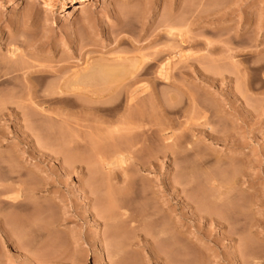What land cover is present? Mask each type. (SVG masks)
I'll use <instances>...</instances> for the list:
<instances>
[{"label": "rangeland", "instance_id": "374dc122", "mask_svg": "<svg viewBox=\"0 0 264 264\" xmlns=\"http://www.w3.org/2000/svg\"><path fill=\"white\" fill-rule=\"evenodd\" d=\"M7 1L0 264H264V0Z\"/></svg>", "mask_w": 264, "mask_h": 264}, {"label": "bare ground", "instance_id": "6f19581e", "mask_svg": "<svg viewBox=\"0 0 264 264\" xmlns=\"http://www.w3.org/2000/svg\"><path fill=\"white\" fill-rule=\"evenodd\" d=\"M16 1H17V0H8V1H7V4H13V3H15ZM70 1H73V0H67V2H70ZM44 2H45L44 5H46V6L48 7V9H50V10L54 9V7H55L54 2H52V3H50V4H49L48 2H46V1H44ZM75 7H76V6H73L72 12H76V11L78 10V9H76ZM121 26H125V21H124V23L122 22ZM156 51H157V50H156ZM174 58L180 59L181 57H180V55L177 53V54H175V57H174ZM121 62H122V61H121ZM121 62H120V63H121ZM118 64H119V63H118ZM118 64H114V65H116L117 68H118ZM124 64H125V63H123V65H124ZM126 64H127V63H126ZM132 64H133V63H132ZM123 65H122V66H123ZM101 66H103V65H101ZM101 66L97 65L96 67H98V68H94V69H93V72H91L92 69H91V71H89V69H85V68H84V69H85V72H84V73L82 72V74H81V73L77 74V73H78V72H77V73H76L77 75H76V74L74 75V78L72 79V81H71L69 84H71V87H72V88H75V87H78V86L82 87L81 85H83V83H85L86 81L88 82V80H91V79L93 80L94 78L96 79L97 77H99V78L103 77V76L106 75V74H104V75H102V76L100 77V75L102 74L101 72L103 71V68H102ZM125 66H126V65H125ZM125 66H124V67H125ZM133 66H134V65H133ZM91 67H92V66H90V68H91ZM113 67H115V66H113ZM129 67H130V66H129ZM134 67H135V66H134ZM138 67H139V66H138ZM88 68H89V67H88ZM122 68H123V67H122ZM122 68L119 66V69H121L122 71H123V70L125 71V69H124V68L122 69ZM125 68H128V67L126 66ZM131 68H132V67H131ZM84 69H83V70H84ZM107 69H108V67H107ZM112 69H113V68H112ZM119 69H115V70H113V71H114V72H115V71L117 72ZM128 69H129V68H128ZM132 69H133V68H132ZM136 69H137V67H136ZM87 70H88V71H87ZM86 71H87V72H86ZM108 71H109V73H110L112 70L109 68V69L107 70V72H108ZM119 71H120V70H119ZM104 73H105V69H104ZM97 74H98V75L100 74V75L98 76ZM107 75H108V74H107ZM112 75H113V74H112ZM167 75H168V74H165L163 71H160V72L158 73V76H159L160 79H161V78H162V79H163V78H166ZM158 76H157V77H158ZM111 77H112V76H111ZM104 78H105V77H104ZM104 78H103V79H104ZM107 78H108V77H107ZM101 79H102V78H101ZM92 80H91V81H92ZM105 80H106V79H105ZM107 80H108V79H107ZM93 81H94V80H93ZM94 82H95V81H94ZM96 82H97V80H96ZM98 82H100V80H99ZM102 82H103V81H102ZM111 82H112V81H111ZM103 83H104V82H103ZM105 83H106V81H105ZM105 83H104V84H105ZM113 83H114V82H113ZM85 85H86V83H85ZM68 87H69V85H68ZM107 87H108V86H107ZM129 88H130V87H129ZM59 89H60V87H59ZM67 89H68V88H67ZM71 90H72V89H70V87H69V91H71ZM108 90H109V89H108ZM128 90L131 91V90L128 89V88H126L125 91L128 92ZM36 91H37V90H36ZM60 91H61V90H60ZM72 91H74V89H73ZM72 91H71V92H72ZM75 91H76V90H75ZM67 92H68V91H67ZM132 92H133V91H132ZM134 92H135V91H134ZM62 93H64V92H62ZM88 107H89V106H88ZM84 108H85V107H84ZM93 110H95V109H93ZM90 111H92V110H90ZM84 112H85V111H84ZM133 112H134V111H133ZM140 112H141V111H140ZM87 113H88V112H87ZM92 113H93V112H92ZM129 113H130V112H129ZM138 113H139V111H138ZM88 114H89V113H88ZM127 114H128V113H127ZM131 114H132V112H131ZM135 114H136V113H135ZM142 114H144L143 111H142ZM139 115H140V114H139ZM125 116H126V115H125ZM125 116L122 117V118L117 119V121H115V122L117 123V126L120 125V124L122 125V127H124V126H128L127 128H123V129H125V131H126V129H127L126 132L129 133V134H128V137H129V136H131L130 134L133 133V132H132V133L129 132V131H131V128H132V131H134V129H135V130H137V129H136V127L134 128L135 125H134L133 127H130V126L132 125L131 123L133 122V121H130V118L133 119V117H131L132 115H131L130 117H129V116H126V117H125ZM141 116H142V115H141ZM143 116H144V115H143ZM135 117H136V115H135ZM144 117H145V116H144ZM137 118L139 119V117H137ZM141 118H142V117H141ZM145 118H146V117H145ZM135 119H136V118H135ZM141 120H143V118H142ZM141 120H136V121L138 122V121H141ZM107 122H108V121H107ZM107 122H106V123H107ZM115 122H113V123H115ZM130 122H131V123H130ZM145 122H146V121H145ZM145 122H144V123H145ZM101 123H102V122H101ZM101 123H100V124H101ZM102 124H103V123H102ZM135 124H136V123H135ZM139 124H140V122H139ZM129 125H130V126H129ZM145 125H146V124H145ZM101 126H102V125H100V127H101ZM140 126H141V125H140ZM110 127H111V126H110ZM120 127H121V126H120ZM146 127H147V126H146ZM94 128H95V126H94ZM111 128H112V130H114L113 127H111ZM142 128H143V127H142ZM107 129H109V128L107 127ZM107 129H106V130H107ZM123 129H122V130H123ZM139 129H140V127H139ZM92 130H93V128H92ZM103 130H104V128H103ZM106 130H105V131H106ZM116 130H117V129H116ZM122 130H120V131H122ZM118 131H119V130H118ZM125 131H124V132H125ZM137 131H138V130H137ZM99 132H102V133H103V131H99ZM111 132H112V131H111ZM114 132H116V131H114ZM134 132H135V131H134ZM148 132H149V131H148ZM106 133L108 134L109 132H106ZM118 133H119V132H118ZM140 133H142V131L139 132V134H138V133H136V134L140 135ZM94 134H95V133H94ZM104 134H105V133H104ZM111 134H112V133H111ZM111 134H109V135L112 136ZM113 134H114V133H113ZM124 134H125V133H124ZM136 134H135V135H136ZM152 134H153V133H152ZM157 134H158V133H157ZM90 135H92V133H91ZM98 135H99V134H98ZM145 135H147V134H145V133H142V134H141L142 137L145 136ZM99 136L102 137V135H99ZM114 136H116V135H114ZM125 136H127V135H125ZM125 136H123V138H125ZM141 136H140V137H141ZM121 137H122V136H121ZM121 137H120V138H121ZM128 137H126L127 139H126V138H125V139H126L127 142L129 143V142H130V138L128 139ZM131 137H132V136H131ZM135 137H136V136H135ZM135 137H134V138H135ZM145 137H147V136H145ZM92 138H93V137H92ZM94 138H95V135H94ZM110 138H111V137H110ZM137 138H138V137H137ZM97 139H98V138H97ZM107 139H109V138H107ZM143 139H144V138H143ZM98 140H99V139H98ZM101 140H102V138H101ZM110 140H111V139H110ZM112 140H113V138H112ZM115 140H117V138H116ZM126 140H125L124 142H126ZM128 140H129V141H128ZM131 140H132V138H131ZM133 140H134V139H133ZM161 140H162V139H161ZM99 141H100V140H99ZM102 141H103V140H102ZM102 141H101V142H102ZM107 141H108V140H107ZM138 141H140V140H138ZM138 141H137V142H138ZM141 141H143V140H141ZM112 142H113V141H112ZM119 142H120V141H119ZM119 142L117 141V143H118L119 145H117V144H113V145H112V144H111L112 147H110L111 145L109 146V144H108L109 148H112V150H111V149H107V148H106L107 146L105 145V148L107 149V150H105V152H106L105 155H107V153L109 154L111 151H113V153H112L113 155L120 156V157H122L123 160H127V157H129L130 154H133V153H134L135 150H134L133 148L136 147V145L139 146V145L141 144V143L139 144V143H135V142H133V143H134V144H133L132 141L129 143L130 145L127 144V142H126V143H124V142H123V143H119ZM145 142H146V140H145ZM162 142H163V140L161 141V143H160V142H158V143H160V145H161V144H164V143H162ZM98 143H99V142H98ZM115 143H116V142H115ZM149 143H150V142H149ZM101 144H102V143H101ZM101 144H100V145H101ZM103 144H104V142H103ZM105 144H106V143H105ZM120 144H121V145H120ZM122 144H126L127 147H126V145H122ZM138 144H139V145H138ZM144 144H145V143H144ZM144 144H143V145H144ZM143 145H142V147H143ZM155 145H156V144H155ZM164 145H165V144H164ZM124 146L126 147V149L124 148ZM128 146H129V147H128ZM130 146H131V147H130ZM145 146H146V144L144 145V147H145ZM151 146H152V145H151ZM153 146H154V144H153ZM162 146H163V145H162ZM144 147L141 148L140 152H142V150L144 149ZM72 148H74V147H72ZM98 148H99V147H98ZM103 148H104V147H103ZM128 148H129V149H128ZM147 148H148V147H147ZM147 148H145V150H146ZM151 148H152V147H151ZM158 148H159V146H158ZM160 148H161V147H160ZM83 149H84V148H83ZM100 149H101V148H100ZM123 149H124V150H123ZM130 149H131V150H132V149L134 150V151L132 150L133 153L130 151ZM136 149H139V148H136ZM155 149H156V147H155ZM96 150H98V149H96ZM109 150H111V151H109ZM149 150H150V149H149ZM174 150H175V149H174ZM73 151H74V150H73ZM77 151H78V150H77ZM79 152H80V149H79ZM81 152H82V154H83V151H81ZM89 152H90V151H89ZM146 152H147V151H146ZM75 153H76V151H75ZM75 153H74V154H75ZM84 153H85V150H84ZM90 153H91V152H90ZM96 153H97L96 156H97V158H98L99 163L103 164L102 162H103V160L105 159V157H104V149H103V152H102V151L100 152V150H99V151L96 152ZM126 153H127V154H126ZM142 153H143V152H142ZM85 154H86V153H85ZM83 155H84V154H83ZM109 155H110V154H109ZM109 155H108V156H109ZM75 156H76V155H75ZM78 156H79V155H78ZM81 156H82V155H81ZM81 156H80V157H81ZM88 156H89V155H88ZM126 156H127V157H126ZM141 156H142V155H141ZM82 157H83V156H82ZM84 157H85V156H84ZM131 157H132V156H131ZM76 158H77V157H75L74 159H76ZM78 158H79V157H78ZM106 158H107V157H106ZM110 158H113V157L111 156ZM132 158H133V157H132ZM141 158H142V157H141ZM72 159H73V158H72ZM85 159H86V158H85ZM89 159H90V158H89ZM89 159H88V160H89ZM139 159H140V158H139ZM76 160H77V159H76ZM80 160L83 162L82 159H80ZM135 160H136V159H135ZM140 160H141V159H140ZM92 161H93V160H92ZM108 161H109V160H108ZM80 163H81V162H80ZM101 168H102V167H101ZM101 168H100L99 170H101ZM96 169H98V168H96ZM103 169H104V168H103ZM93 171H94V170H93ZM96 171H97V170H96ZM94 172H95V171H94ZM96 174H98V173H96ZM111 201H112V200H111ZM109 204H110V203H108V205H109ZM116 206H117V205H116ZM121 206H122V205H121ZM106 207H108V206H106ZM109 207H110V206H109ZM115 208H116V207H115ZM115 208H114V209H115ZM107 209H108V208H107ZM114 209H112V210L109 209L108 211L105 210L106 213L109 212V213H108V216L111 217V218H109V219H110V220L112 219V222H114V220H115V218H116V215H118L117 213H116V215H115V213L113 212ZM217 210H218V209H217ZM105 211H104V212H105ZM215 212H217V211H215ZM106 213H104V214H106ZM122 213H123V212H122ZM122 213H121V214H122ZM217 213H218V212H217ZM109 214H110V215H109ZM111 214H112V216H111ZM123 215H126V213H125V214L123 213ZM119 216H120V215H119ZM218 217H220V216H218ZM222 217H223V216H222ZM220 218H221V217H220ZM220 218H218V219L220 220ZM116 219H117V218H116ZM222 219H224V218H222ZM225 220H226V218H225ZM228 220H229V219H228ZM220 221H221V220H220ZM222 221H223V220H222ZM229 221H230V220H229ZM118 222H119V221H118ZM134 222H135V221H134ZM226 222H227V221H226ZM226 222H225L224 224H226ZM235 222H237V221H235ZM228 223H229V222H228ZM116 224H117V223H116ZM116 224H115V225H116ZM134 224H135V223H134ZM111 225H112V224H111ZM227 225H230V224H227ZM116 226H117V225H116ZM119 226H120V225H119ZM125 226H126V225H125ZM112 227H114V226H112ZM148 227H149V226H148ZM114 228H115V227H114ZM163 231H164V230H163ZM163 231H160V230H159L158 232H157V231H156V232H157V234H158V233L161 234V233H163ZM163 234H165V232H164ZM157 237H158V235H157ZM156 239H157V238H156ZM159 239H161V237H160ZM161 240H162V239H161Z\"/></svg>", "mask_w": 264, "mask_h": 264}]
</instances>
